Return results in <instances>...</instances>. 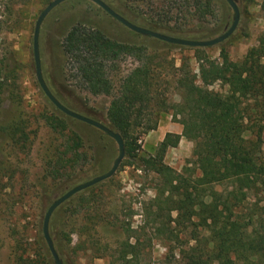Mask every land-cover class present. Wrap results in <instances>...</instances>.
<instances>
[{"label": "rangeland", "instance_id": "rangeland-1", "mask_svg": "<svg viewBox=\"0 0 264 264\" xmlns=\"http://www.w3.org/2000/svg\"><path fill=\"white\" fill-rule=\"evenodd\" d=\"M52 1L0 0V68L5 78L0 81L4 83L0 93V264H55L43 233L47 209L71 187L107 172L119 154L113 138L62 112L40 86L34 56V31L39 15ZM104 1L137 25L187 39L218 37L234 20V11L227 0H212L213 13L207 19L182 20L175 8L170 13L173 19L167 23L162 19L167 7L161 0ZM237 2L241 17L229 38L213 46L191 47L138 33L92 0H65L49 12L41 25L39 51L44 79L65 106L111 125L108 119L111 100L120 93L124 78L140 61L135 55L122 54L110 63L111 93H91L72 75L62 48L63 39L71 28L83 24L155 56L151 64L161 79L154 91L160 94V99L179 102L180 90L175 85L174 75L183 61L191 71L199 74L197 48L217 59L220 44H224L230 58L239 61L258 44L264 30L262 0ZM243 32H249V37H244ZM210 88L225 89L220 81ZM247 104L253 110L249 111L251 121L245 136L260 148L257 155L264 163V93L253 92ZM48 116L62 120L66 129L54 130ZM17 124L28 135L26 143H22L21 132L19 143L10 135V127ZM182 130L183 125L174 118L172 111L159 110V106L133 117L129 140H136L137 157L130 158L126 153L112 177L76 193L51 217L50 234L64 264H123L124 255H137L138 264H184L182 251L190 252L193 246L206 247L209 233L202 227L178 228L173 223L171 226L178 237L170 241L167 239L169 232L160 233L158 237L156 227L146 224L145 220L146 208L156 196L157 187L163 185L156 174L144 170L139 158L154 155L168 132L182 133ZM71 131L80 136V153L85 157L72 168L66 167L69 175L54 177L52 172L58 164L70 156L66 154V144ZM124 140L126 144L128 140ZM194 149L195 142L182 137L178 146L166 152L165 163L193 179L200 175L194 163ZM245 158V151L240 150L236 161L241 163ZM243 183L264 187V174L245 177ZM234 185L232 181H225L215 184L214 189L227 192ZM255 203L256 196L249 193L243 207L251 210ZM121 224H129L130 230L123 231L119 228Z\"/></svg>", "mask_w": 264, "mask_h": 264}, {"label": "trees", "instance_id": "trees-1", "mask_svg": "<svg viewBox=\"0 0 264 264\" xmlns=\"http://www.w3.org/2000/svg\"><path fill=\"white\" fill-rule=\"evenodd\" d=\"M161 3L167 7L162 18L166 23L173 19L170 13L175 8L182 20L189 21L193 17L207 19L214 6L212 0H161ZM262 8L264 10V0ZM242 35L249 37V32ZM62 48L72 75L97 95L112 91L110 63L122 54L138 57L140 64L126 75L120 93L113 97L108 109L110 126L128 140L126 153L130 158L137 157L136 140H129L134 116L159 106V110L172 111L183 125L182 133L165 135L154 155L139 158L144 170L156 174L163 185L157 187L145 214L146 224L156 227L158 237L167 232L170 241L178 237L171 226L173 223L178 228L202 227L209 233L208 243L202 249L193 246L190 252L182 251L184 264H264V187L243 183L245 177L264 174V163L257 155L260 148L245 136L251 121L249 111L253 110L247 102L253 92L264 93V30L258 44L239 61L230 58L224 44H220L217 59L197 48L199 74L183 61L174 75L175 85L180 90L179 102L160 99V94L154 91L161 79L151 64L155 56L151 57L141 47L113 40L99 29L76 24L65 35ZM0 79H5L1 68ZM218 81L222 82L224 90L210 88ZM3 84L0 82V93ZM1 103L0 97V107ZM47 120L54 130L66 129L62 120L52 116ZM9 131L16 143L22 140L19 132L23 136L22 143L29 139L19 124L11 126ZM182 137L195 142L194 163L200 175L193 179L165 163L166 152L178 146ZM81 147L80 136L71 131L66 144V154L70 156L58 164L52 172L54 177L69 175L66 167L72 168L74 163L83 160ZM240 150L246 153L241 163L236 161ZM225 181L236 185L227 192L214 189L215 184ZM249 193L256 196V203L254 208L246 210L243 203ZM127 225L121 224L119 228L127 232L130 230ZM121 259L123 264H138L137 255H124Z\"/></svg>", "mask_w": 264, "mask_h": 264}, {"label": "water", "instance_id": "water-1", "mask_svg": "<svg viewBox=\"0 0 264 264\" xmlns=\"http://www.w3.org/2000/svg\"><path fill=\"white\" fill-rule=\"evenodd\" d=\"M63 1H65V0H53L51 3H49L45 7V9L41 12V14L39 15V17L36 21L35 31H34V56H35L36 73H37L38 81L40 83L41 88L43 89V91L47 95V97L62 112H64L65 114H67L71 117H74L76 119H79L81 121H84L90 125H93V126L99 128L100 130L105 132L108 136L113 138L116 141V143L118 144L119 154H118L117 158L115 159L113 166L107 172L100 174V175H97V176H95V177H93L87 181L81 182V183L71 187L64 194H62L57 199H55L52 202V204L49 206V208L47 209V212H46L45 218H44V223H43V233H44V237L47 241L49 250H50V252L54 258L55 264H64V262L56 250V247H55V244H54V241H53V238L50 234V229H49L50 220H51V217H52L54 211L61 204H63L68 199H70L72 196H74L76 193L83 191V190H85L91 186H94L95 184H98V183L112 177L116 173L121 162L123 161V159L126 156V144H125V140H124V138L120 132L114 130L112 127H110V126H108V125H106L100 121H97V120H95L91 117H88L86 115L80 114V113L68 108L67 106H65L53 94V92L50 90L49 86L47 85V83L44 79L43 72H42V66H41L40 51H39L40 29H41V25H42L44 19L49 14V12L53 8H55L57 5L62 3ZM92 1L99 4L104 10H106L109 14H111L115 19L119 20L120 22H122L123 24L128 26L130 29H132L138 33L148 35V36H152V37H155L157 39L163 40V41L168 42V43L191 46V47H208V46H213V45H216V44H219V43L225 41L227 38H229L235 32V30L238 27L240 17H241V11H240V7L238 5L237 0H227V2L229 3V5L231 6V8L234 11V20H233L231 27L225 33L221 34L218 37L211 38V39H204V40L187 39V38H181V37H176V36L164 34V33H161V32H158V31H155V30H152V29L140 26V25H137V24L131 22L130 20H128L127 18H125L124 16H122L121 14H119L118 12H116L104 0H92Z\"/></svg>", "mask_w": 264, "mask_h": 264}]
</instances>
